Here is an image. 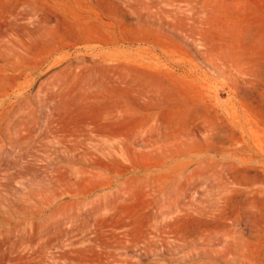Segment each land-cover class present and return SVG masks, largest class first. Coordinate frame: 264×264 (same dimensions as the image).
Here are the masks:
<instances>
[{"label":"rangeland","instance_id":"obj_1","mask_svg":"<svg viewBox=\"0 0 264 264\" xmlns=\"http://www.w3.org/2000/svg\"><path fill=\"white\" fill-rule=\"evenodd\" d=\"M0 264H264V0H0Z\"/></svg>","mask_w":264,"mask_h":264}]
</instances>
